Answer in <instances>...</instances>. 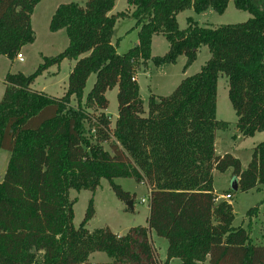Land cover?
<instances>
[{
	"label": "trees",
	"instance_id": "obj_1",
	"mask_svg": "<svg viewBox=\"0 0 264 264\" xmlns=\"http://www.w3.org/2000/svg\"><path fill=\"white\" fill-rule=\"evenodd\" d=\"M39 1L0 0V55L13 58L33 40L30 15ZM229 1L127 0V9L116 14L110 13L115 0L55 8L48 27L65 30V49L43 57L30 74L4 77L0 151L10 154L0 180V264H90L95 251L105 252L110 264H264V243H254L246 229L232 225V205L218 201L212 185L213 171L231 169L236 189L264 187V142L254 146L245 168L214 147L216 130L228 126L215 117L219 75L227 78L238 134L264 130V0H231L250 14L243 22L204 27L189 17L179 29L176 21L188 8L221 14ZM127 15L134 19L137 42L117 53L113 26ZM157 34L169 46L152 56ZM202 45L210 57L200 70L182 78L170 94L150 95L144 108L132 79L139 66L149 60L155 66L175 63L184 55L185 68ZM63 59L74 64L61 96L31 87L35 77ZM92 73L94 82L84 95ZM114 87L117 114L111 122L105 92ZM118 177L147 186L146 225L124 234L107 227L90 231L85 227L94 213L90 199L83 221L74 227L68 191L94 192L105 178L118 199L132 200L114 182ZM151 231L166 240L163 260Z\"/></svg>",
	"mask_w": 264,
	"mask_h": 264
},
{
	"label": "rangeland",
	"instance_id": "obj_2",
	"mask_svg": "<svg viewBox=\"0 0 264 264\" xmlns=\"http://www.w3.org/2000/svg\"><path fill=\"white\" fill-rule=\"evenodd\" d=\"M86 0H40L33 8L30 15V24L34 38L31 42L24 44L19 53L22 60L15 56L8 58L0 55V99L4 90V77L8 73L21 72L25 75L32 73L37 66L43 62V57L55 56L65 49L68 38L64 29L58 31L49 30V21L55 8L64 3L77 2L83 5ZM128 7L127 0H115L111 11L116 14L125 11ZM191 17L198 25L204 27H217L222 24H234L246 21L250 14L235 8L233 1H229L225 10L219 14L212 8H207L202 12H194L191 8L185 9L176 15L179 29L187 26V19ZM134 19L130 16L116 19L113 32L112 44L117 53H123L137 42V28H134ZM168 42L161 35L152 37L150 43V53L152 56L163 55L168 49ZM210 57V52L206 46H200L196 51L193 62L184 68L186 57L179 55L175 63H163L155 66L149 60L139 66L135 72L138 84L139 97L146 108L150 95L165 96L170 94L182 78L192 75L200 70ZM74 64L73 60L63 59L58 65L50 66L40 75L35 77L31 87L41 90L53 96H61L67 85L68 74ZM95 79L92 73L88 76L83 90L85 95L91 88ZM227 78L219 75L216 87L215 117L217 120L227 122L226 129H218L215 132V152L216 154L230 153L238 158L241 167L245 168L251 159L254 146L259 142H264V130H260L249 137L238 135L236 128V114L228 99ZM117 88L108 89L105 96L108 100L106 113L114 118L117 114ZM75 104V101H71ZM89 112L97 113L95 108H89ZM113 122V120H111ZM106 146V145H105ZM9 152L0 151V180L4 174ZM234 178L231 169L225 172L213 171V190L217 200H227L232 205L233 221L232 225L242 226L246 229L254 243H264V187L241 191L233 189ZM114 182L128 191L132 195V209L126 206L124 201L116 197L109 187L108 181L101 178L98 187L94 192L86 189L79 191L70 189L68 195L73 199L72 223L77 227L84 218L88 202L91 199L93 205V216L85 223V227L92 231L98 228H109L114 233L124 234L129 227L146 225L148 210V189L143 183L137 182L133 178L118 177ZM231 194V198L224 199L223 195ZM144 200V201H142ZM255 209L250 215L247 214L250 208ZM150 239L160 260L164 259L166 252V240L150 232ZM90 264H110L111 259L105 252L95 251L89 255Z\"/></svg>",
	"mask_w": 264,
	"mask_h": 264
},
{
	"label": "water",
	"instance_id": "obj_3",
	"mask_svg": "<svg viewBox=\"0 0 264 264\" xmlns=\"http://www.w3.org/2000/svg\"><path fill=\"white\" fill-rule=\"evenodd\" d=\"M232 188L233 189H236L237 188V182H236V179H234L233 183H232ZM126 203V206L129 207V209H132V200H128L125 202Z\"/></svg>",
	"mask_w": 264,
	"mask_h": 264
},
{
	"label": "built area",
	"instance_id": "obj_4",
	"mask_svg": "<svg viewBox=\"0 0 264 264\" xmlns=\"http://www.w3.org/2000/svg\"><path fill=\"white\" fill-rule=\"evenodd\" d=\"M15 57H16L19 61L22 60V55H21L20 53H17V54L15 55ZM132 79H134V77H133ZM223 197H224V199H229V198H231V194L226 193V194L223 195ZM142 201H144V200H142Z\"/></svg>",
	"mask_w": 264,
	"mask_h": 264
},
{
	"label": "crops",
	"instance_id": "obj_5",
	"mask_svg": "<svg viewBox=\"0 0 264 264\" xmlns=\"http://www.w3.org/2000/svg\"><path fill=\"white\" fill-rule=\"evenodd\" d=\"M113 7H114V6H113ZM112 9H113V8H112ZM112 9H111V11H112ZM111 11H110V13H111ZM152 37H153V36H152ZM151 41H152V39H151ZM134 79H135V80H137V78H136V76H135V75H134ZM115 117H116V115H115ZM115 117H114V118H111V117H110V119H111V120H114V119H115ZM238 135H239V134H238ZM214 144H215V140H214ZM147 189H148V188H147Z\"/></svg>",
	"mask_w": 264,
	"mask_h": 264
}]
</instances>
